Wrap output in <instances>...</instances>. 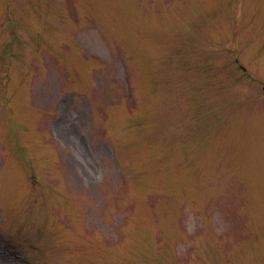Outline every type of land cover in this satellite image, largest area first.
<instances>
[{
	"label": "rangeland",
	"instance_id": "obj_1",
	"mask_svg": "<svg viewBox=\"0 0 264 264\" xmlns=\"http://www.w3.org/2000/svg\"><path fill=\"white\" fill-rule=\"evenodd\" d=\"M0 264H264V0H0Z\"/></svg>",
	"mask_w": 264,
	"mask_h": 264
}]
</instances>
